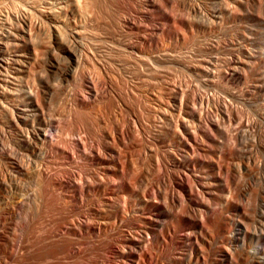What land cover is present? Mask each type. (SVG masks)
Returning <instances> with one entry per match:
<instances>
[{
  "label": "bare ground",
  "instance_id": "6f19581e",
  "mask_svg": "<svg viewBox=\"0 0 264 264\" xmlns=\"http://www.w3.org/2000/svg\"><path fill=\"white\" fill-rule=\"evenodd\" d=\"M197 2L209 34L250 25L192 70L172 0H0L2 66L46 74L0 101V264H264V0Z\"/></svg>",
  "mask_w": 264,
  "mask_h": 264
},
{
  "label": "rangeland",
  "instance_id": "374dc122",
  "mask_svg": "<svg viewBox=\"0 0 264 264\" xmlns=\"http://www.w3.org/2000/svg\"><path fill=\"white\" fill-rule=\"evenodd\" d=\"M181 1V4H180V2L178 1V0H176V2H175V0L173 1L172 0V5H171V7L169 6V7H165V10H166V12H167V14L168 15H170V16H176V18H178L177 17V15L179 14V16H182V18L185 20V22H187L188 20V25H185L184 26V24H182L181 22H180V19H175L174 21L176 22V23H174V21L172 22V23H174V25H176V26H173L172 24H171V26L174 28V27H176V30L177 31H179L181 34H183V36L185 37L183 40H180L179 42H175V41H172V40H170V39H165V41H164V43H163V45L165 46L164 48H166V50L167 51H170L171 53H173L174 51L177 53V55H180L181 56V54H182V56H181V58H184L183 60L184 61H186V64L188 65V66H190L191 67V69L193 70V67L192 66H194V68H199V66H201L200 65V63H202L204 60H207V59H209L212 55L213 56H218L217 58H224L225 57V55H224V53L222 52V51H220L221 52V54H220V52L218 53V52H212V55H210L211 54V49H210V47L211 46H215V45H217L216 43L217 42H219V41H221L222 40V38L225 40V38L226 39H228V40H232V41H236L235 39L237 38V40L239 39L240 40V32L244 29V28H246V26L248 27L250 24H248V22L247 21H245V19H244V17H245V15L244 14H242V20H240V21H238L237 23H234L232 26H229L230 28H232V30L229 28V27H225V29L223 28V30H222V36H221V34H215V35H213V34H209V33H207V30H206V28H205V26L203 25V29H198V28H196L197 26L196 25H199V24H197L198 23V18L197 17H194L193 15H191L192 13L189 11V6H190V4H194L195 2H203L204 0H194V1H192V0H187V1H185V0H180ZM183 2H185V3H183ZM189 2V3H188ZM194 2V3H193ZM197 2V3H198ZM199 2V3H200ZM175 4V6H173ZM180 5V6H177V5ZM184 4V5H183ZM188 6V7H187ZM179 7V8H178ZM181 7V8H180ZM186 7H187V9H186ZM168 8H171V10L173 9V11H171L170 9H168ZM185 8V9H184ZM185 11H184V10ZM181 10H183V13L181 14ZM188 11V13H187V11ZM176 11V12H175ZM170 13V14H169ZM173 13H175V14H173ZM172 14V15H171ZM186 14H188L187 15V17H188V19H187V17H185L186 16ZM190 14V15H189ZM185 15V16H184ZM179 18H181V17H179ZM194 18V19H193ZM196 18V19H195ZM177 20V21H176ZM178 20H179V22H178ZM192 20V21H191ZM190 21H191V23H190ZM242 21H244V23L246 24H244L243 25V22ZM194 22H196L194 25H193V23ZM240 22V23H239ZM178 24H181V25H178ZM189 24L191 25V28H190V26H189ZM235 24H237V25H235ZM178 25V26H177ZM181 26H183V27H185V28H183V27H181ZM196 26V27H195ZM234 26H236V27H234ZM242 26H244V27H242ZM253 27L251 28L252 30H256V31H258V35H257V37H252V40H251V44H253V45H255V46H257V48H258V50H260L262 47L264 48V31H262V29H259V28H257L256 26H254V25H252ZM178 27V28H177ZM235 29H234V28ZM181 30H180V29ZM195 28V29H194ZM205 28V29H204ZM228 28H229V30H228ZM239 28V29H238ZM243 28V29H242ZM256 28V29H255ZM179 29V30H178ZM183 29V30H182ZM186 29V30H185ZM197 29V30H196ZM227 29V30H226ZM91 28L89 29V30H87L88 31V34L90 33V35L93 37V38H89V40H91V42L93 43H99L97 40L95 41V33H97L96 31H94V33H93V31L91 30ZM191 30H192V32H191ZM201 31V30H206V31H204V34L205 33H207V35H212V37L211 36H207L206 34L204 35L203 34V31H201V32H199V31ZM230 30H231V32H230ZM239 30V31H238ZM260 30V31H259ZM263 30H264V28H263ZM187 31V32H186ZM189 31V32H188ZM195 33H194V32ZM224 31V32H223ZM237 31H238V33H237ZM7 32V29H5L4 27H2V26H0V35H3V34H5ZM93 34H92V33ZM99 32V31H98ZM184 32V33H183ZM185 32L187 33V34H189V36L188 35H186L185 34ZM198 32V33H197ZM231 33V34H229V36H228V33ZM192 33V34H191ZM224 33H226V37H224L223 35H224ZM260 33V34H259ZM98 34V33H97ZM185 34V35H184ZM99 35H100V32H99ZM102 35V34H101ZM203 37H202V36ZM219 35V36H218ZM232 35V36H231ZM91 36H89V37H91ZM188 38H187V37ZM214 36V37H213ZM228 36V37H227ZM237 36V37H236ZM262 36V37H261ZM209 37V38H208ZM220 37V38H219ZM229 37H231V38H229ZM233 37V38H232ZM250 37V36H249ZM187 38V39H186ZM208 38V39H207ZM235 38V39H234ZM48 38H46V40H47ZM204 39H206V40H204ZM210 39V40H209ZM220 39V40H219ZM49 40V39H48ZM47 40V41H48ZM187 40V41H186ZM224 40H222V41H224ZM253 40H256L255 42L253 41ZM216 41V42H215ZM174 42V43H173ZM183 42V43H182ZM186 42V43H185ZM189 44H188V43ZM210 42V43H209ZM215 42V43H214ZM254 42V43H253ZM206 45H205V44ZM209 43V44H208ZM104 44V45H103ZM185 44V45H184ZM214 44V45H213ZM101 45H103L105 48H106V50L109 52V50L111 49V53H110V55H114L116 52H113V47H114V45H112V43H110V41H107L106 42V39L105 38H103L102 37V44ZM174 45V46H173ZM204 46V47H203ZM205 46H206V48H205ZM208 46V47H207ZM261 46V47H260ZM202 49H204V50H202ZM110 48V49H109ZM169 48V49H168ZM173 50H172V49ZM200 48V49H199ZM208 48V49H207ZM261 49L260 51H263L264 49ZM210 49V50H209ZM177 50V51H176ZM208 50V51H207ZM257 50V51H258ZM199 51H201V52H199ZM210 51V52H209ZM174 52V53H175ZM173 53V54H174ZM175 53V54H176ZM223 53V54H222ZM208 54H209V56H208ZM222 55V56H221ZM212 56V57H213ZM221 56V57H220ZM186 58V59H185ZM203 58V59H202ZM205 58V59H204ZM1 60H3L1 57H0V94H2V92H7L8 91V93L10 94L9 95V98H6V99H4V98H2L1 97V95H0V98L2 99H0V101L2 102H10V101H17V99L19 100V99H21V87H23L24 85H26V86H28L27 85V83L29 84V86H32L33 84H39V78H41V77H44V79L46 78V74L43 72V70H42V72H38V71H36L35 69H32L31 71H27L26 73H24V75H22L21 74V71H16L15 70V67H16V65H15V63H14V61H13V59H7V62L9 63V66L7 67V66H2V63H1ZM199 60V61H198ZM191 64H190V63ZM200 62V63H199ZM180 66H181V68H180ZM170 68H168V69H170V71H171V73L173 74V76H175L176 74H177V76L174 78L175 80H180V81H178V82H182V84L184 85V83H185V85L187 86V84L189 83V86L191 87V88H193V89H197V90H199V87H201L200 85H198L199 83L198 82H200V83H202L203 81H204V79H203V77H200V76H198L196 73H194L192 70H188V69H185L184 68V66H182V65H178V66H174V67H176V68H174V67H172L171 65L169 66ZM178 67V68H177ZM174 71V72H173ZM189 71V72H188ZM263 71H264V69H263ZM262 71V73L264 74V72ZM192 73V74H191ZM194 73V74H193ZM195 75V76H194ZM192 77H193V79H192ZM177 78V79H176ZM183 78V79H182ZM185 78V79H184ZM196 78V79H195ZM203 79V80H200V79ZM55 79V80H54ZM197 79H199V80H197ZM54 80V81H53ZM185 80V81H184ZM187 80H189V82L187 81ZM198 82H197V81ZM50 81L51 82H53L52 84H53V86H51L52 84H51V82H50V88H54L55 86H57L58 85V83L56 82L57 81V77L56 78H53L52 77V79H50ZM193 81V82H192ZM188 82V83H187ZM195 82H197V83H195ZM33 83V84H32ZM197 87V88H196ZM57 87H55V89H56ZM203 87H201L200 88V92H208L205 88H203ZM10 91V92H9ZM12 93L14 94L15 93V95H12ZM50 98V97H49ZM15 99V100H14ZM10 100V101H9ZM48 101L50 102V103H48ZM48 101H47V103L50 105V107L52 108V109H54V110H56V111H59V112H61L62 110H63V104H62V101L59 99V98H51V99H48ZM238 107H239V105H238ZM241 107H242V109H241ZM258 107H253L252 109H254V110H251V109H247V108H244L243 106H241L240 105V107L238 108L239 109V111H241L242 113H244V112H247V113H249V116H250V114H253V116H254V118H256V116L258 115V113L260 112V107H259V110L257 109ZM241 109V110H240ZM244 109V110H243ZM246 109H247V111H246ZM244 112H243V111ZM255 110H258L259 112H257V111H255ZM249 111V112H248ZM251 112H254V113H251ZM257 112V114H256V116H255V113ZM0 128L3 126V124L6 122L5 120V116H4V114L2 113V110L0 109ZM253 116H250V118L252 117L253 118ZM4 122V123H3ZM5 132L8 134V136H10V134L12 135V133H10V131L9 130H5ZM218 194H219V191L217 192Z\"/></svg>",
  "mask_w": 264,
  "mask_h": 264
}]
</instances>
